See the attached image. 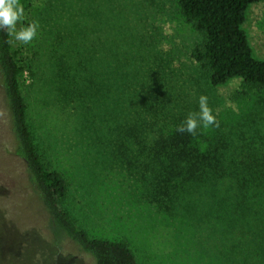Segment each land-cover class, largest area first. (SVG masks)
Instances as JSON below:
<instances>
[{
  "label": "trees",
  "instance_id": "obj_1",
  "mask_svg": "<svg viewBox=\"0 0 264 264\" xmlns=\"http://www.w3.org/2000/svg\"><path fill=\"white\" fill-rule=\"evenodd\" d=\"M258 1L177 0L180 15L203 36L191 56L208 72L210 85L238 77L248 88L264 89V60L253 56L243 29L247 7ZM42 14L41 35L51 46L48 83L61 99L82 106L94 126V138L109 149L111 161L164 212L183 204L192 186L206 189L213 199L207 222L220 229L223 242L217 240L216 251L206 255L204 264H264V145L208 142L200 132H177L182 120L160 110L158 97L164 94L158 81L140 79L121 66L118 37L124 26L117 24L118 12L109 0H52ZM23 70L11 36L0 31L5 147L47 217L52 243L62 247L68 242L89 255L92 264H137L125 241L90 235L62 205L67 183L61 172L48 166L29 121L20 85ZM140 101L146 117L135 109L139 118L131 120L129 110ZM0 217L7 222L1 207ZM1 233L4 237L0 228Z\"/></svg>",
  "mask_w": 264,
  "mask_h": 264
},
{
  "label": "rangeland",
  "instance_id": "obj_2",
  "mask_svg": "<svg viewBox=\"0 0 264 264\" xmlns=\"http://www.w3.org/2000/svg\"><path fill=\"white\" fill-rule=\"evenodd\" d=\"M50 2L20 0L25 9L22 24L38 21V35L29 44L11 37V44L24 68L21 90L42 154L67 183L62 205L90 235L125 241L137 264H204L206 255L216 251L217 240L223 242L220 229L207 222L213 199L206 189L192 186L183 204L166 212L158 210L145 199L141 185L112 162L109 149L94 138V126L83 115L82 106L61 99L48 83L51 46L44 42L40 28L43 7ZM109 2L118 12L117 24L124 26L118 37L121 66L140 79L158 81V90L164 94L162 99L157 95L160 110L182 123L190 113L199 112V96L206 95L219 127L200 128L197 133L208 142L224 139L228 144L264 145V89L248 88L238 77L210 85L208 72L191 56L203 36L180 15L177 0ZM243 29L253 56L264 60V0L247 7ZM142 107L140 101L129 110L131 120L139 118L135 109L146 117ZM4 121L0 111L4 158L0 162V207L8 222L0 217L5 233L4 237L0 234V260L4 264H92L89 255L68 242L62 247L52 243L47 217L24 182L22 168L6 150ZM219 190L223 191L222 185Z\"/></svg>",
  "mask_w": 264,
  "mask_h": 264
},
{
  "label": "clouds",
  "instance_id": "obj_3",
  "mask_svg": "<svg viewBox=\"0 0 264 264\" xmlns=\"http://www.w3.org/2000/svg\"><path fill=\"white\" fill-rule=\"evenodd\" d=\"M25 19V9L20 0H0V31H6L15 41L23 44L31 43L38 35L39 23L32 21L26 25L22 24ZM22 26L17 29V24ZM199 112L190 113L186 119L177 126L179 133L196 135L200 128L207 129L219 127L213 110L209 107L208 97L200 95L198 99Z\"/></svg>",
  "mask_w": 264,
  "mask_h": 264
}]
</instances>
